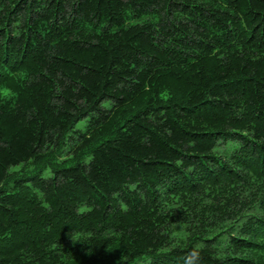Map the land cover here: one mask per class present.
<instances>
[{
    "label": "trees",
    "instance_id": "obj_1",
    "mask_svg": "<svg viewBox=\"0 0 264 264\" xmlns=\"http://www.w3.org/2000/svg\"><path fill=\"white\" fill-rule=\"evenodd\" d=\"M22 68L0 264H264V0H0Z\"/></svg>",
    "mask_w": 264,
    "mask_h": 264
},
{
    "label": "clouds",
    "instance_id": "obj_2",
    "mask_svg": "<svg viewBox=\"0 0 264 264\" xmlns=\"http://www.w3.org/2000/svg\"><path fill=\"white\" fill-rule=\"evenodd\" d=\"M9 79L13 85L0 84V107L14 106L20 96L19 89L26 88L32 81L31 73L28 69H18L9 73ZM183 264H202L201 252L198 249H193L189 252Z\"/></svg>",
    "mask_w": 264,
    "mask_h": 264
},
{
    "label": "rangeland",
    "instance_id": "obj_3",
    "mask_svg": "<svg viewBox=\"0 0 264 264\" xmlns=\"http://www.w3.org/2000/svg\"><path fill=\"white\" fill-rule=\"evenodd\" d=\"M15 168H19V167H15Z\"/></svg>",
    "mask_w": 264,
    "mask_h": 264
}]
</instances>
